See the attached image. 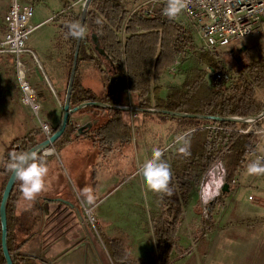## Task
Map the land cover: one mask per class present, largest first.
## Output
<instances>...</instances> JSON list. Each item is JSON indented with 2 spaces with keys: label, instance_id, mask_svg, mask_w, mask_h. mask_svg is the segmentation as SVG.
Listing matches in <instances>:
<instances>
[{
  "label": "crops",
  "instance_id": "crops-1",
  "mask_svg": "<svg viewBox=\"0 0 264 264\" xmlns=\"http://www.w3.org/2000/svg\"><path fill=\"white\" fill-rule=\"evenodd\" d=\"M80 1L81 0H19L21 6H33L34 16L31 20V24L36 27L34 32L42 30V27L46 24L51 26V28L47 29L49 44L42 46L43 43H32L34 39L32 41L28 39L21 55V59L30 69L28 80L31 87L36 92L38 102L40 103L41 108L39 116L42 121L50 124L55 131L61 123L62 115L67 106V89L69 81L67 76L68 58L71 51L68 40L64 36L63 30L59 27L61 24L60 18L67 14L69 15L70 13H76V7ZM124 1L126 3V9L130 11V9L141 0ZM66 3H69L67 9H65ZM8 9L9 1L0 0V39L5 35L4 17L7 14ZM63 11L68 13L57 17L59 20L56 18L55 22L53 21L51 24L49 23L52 18ZM91 11H95V9L90 7L89 12ZM89 16L90 15L88 14L86 20H89ZM85 24L87 35L82 39L81 45L86 49V57H94L97 58V60H79L78 57L77 70L74 79V83L77 84V91L74 93L73 84V91L69 100V109L72 110L80 104L86 103V101H79L87 96L94 98L89 102L102 103L104 100L115 99L118 100L120 104L111 106L139 108V101L142 100V97H140L139 93L131 92L128 88L123 90L119 87L118 79L112 74V69L115 70L113 64H110L111 61L109 62L105 60L94 50L91 40L95 34H93L90 29L91 24H87L86 21ZM177 24L189 30L193 38L194 46V42L197 41V36L191 31L187 22L183 20ZM137 30H140V27H137ZM141 32H143V30H141ZM86 37L88 39H86ZM120 37L123 40L126 37V34L122 33L120 34ZM49 38L51 39L49 40ZM197 45L201 48V44ZM190 51L191 50H189L187 54ZM179 60L176 61L175 65L179 64ZM96 62L101 69L104 70L103 73V70L100 71L98 69ZM172 68L162 75L161 78L151 81L149 87L150 93L144 98L149 99L152 104L155 102L154 88H159L160 93L158 97L161 99H166L171 93L172 88H178L176 86L166 87V79L170 78L168 76ZM11 70L15 82L11 81ZM39 73L42 77L39 76ZM211 73L212 71L209 69V74H206L205 77L206 85L210 90H212L210 85V81H212ZM186 78H183L180 82V86ZM92 82H95L97 86L96 88L93 86ZM163 91L167 93L166 97L160 96ZM102 104L110 105L108 103ZM98 108L101 110L93 109L86 111V108H84L72 114L69 118L65 133L52 147H50L53 149L54 153L52 155H44L42 153V156L46 158L50 169L46 180L47 186L55 189H71L72 197L68 199H52L57 197L47 196L44 193H41L36 201L30 205L29 202L23 199L21 194L19 196L16 205L17 211L29 213L34 209L39 218V223L35 228V232L25 246V253L38 258L40 264L44 263L43 261L49 262V260H53L57 264H80L82 258H86V255L91 253L90 250H86L85 219L82 216L77 215L74 211V190L80 194L83 188L90 187L93 190L94 195L98 194L99 191L102 192L101 184L99 182L104 179L101 178L102 173H108L109 171L106 167L108 166L107 164L109 161L111 162L110 165H112L114 159H116L115 156L119 154L122 147L127 146L133 148L135 146V143L133 144L134 140L129 127L138 128L140 125L142 128H149L150 124L154 126L157 120L162 123L177 122L176 120H164L161 117L162 114L113 110L102 107ZM141 114L144 116V119L140 118ZM97 116H103L104 118L107 117V122L105 121V124L96 128H123L121 132L123 133V136L120 137V140L110 143L111 149L109 151L103 150V147L107 146V142L103 140L105 137L103 135L104 132H102L103 130L91 129L84 134L76 136L77 129L81 125L96 119ZM128 119H130V126L128 124ZM38 124L36 116L21 102V90L16 77L13 53L0 49V179L2 176L1 169L5 155L13 152L14 149L12 150V147H15V141L22 140L30 134L39 135L41 130L38 127ZM190 125L193 126L192 128L208 129V126L213 124L206 123L200 126H195L192 124L177 122V124L171 125L170 128H186ZM86 138L90 140V143L88 141L86 142ZM187 141L188 140H186L184 145ZM226 153L227 152H225V154ZM135 158L137 160L132 163H134V171H137L139 169V164L138 158ZM114 171H116L115 166ZM108 175L114 179L117 174L110 172ZM237 176L240 181L238 189L231 191L223 198L225 201L224 205H227L228 207L227 221H233L236 223L252 219L263 221L264 175L249 176L245 169L240 176L238 171L235 178H237ZM105 179H108V177H105ZM251 193H254V197L259 200H249L248 196H251ZM246 196L248 197V200H246ZM244 198L245 200H243ZM83 203H85V200H83ZM218 203L219 202L216 203L214 211L219 205ZM44 256L46 258H42ZM92 259L95 264L93 255Z\"/></svg>",
  "mask_w": 264,
  "mask_h": 264
},
{
  "label": "trees",
  "instance_id": "trees-1",
  "mask_svg": "<svg viewBox=\"0 0 264 264\" xmlns=\"http://www.w3.org/2000/svg\"><path fill=\"white\" fill-rule=\"evenodd\" d=\"M65 7L67 9L69 3H66ZM91 7L95 11L89 12V20H86V23L91 24V31L98 37L101 47L112 62L115 68V70L112 69V74L118 79L119 87L123 90L128 88L131 92L139 93L140 97H142V100L139 101L140 109L155 107L172 112L222 118L256 117L264 111L263 55L253 61L240 60L239 65L235 67L236 82L223 92L214 93L210 90L205 82L206 72L201 71L193 77H187L179 88H172L166 99L159 98V88H154L155 102L152 104L149 99L144 98L150 93L151 81L161 78L175 65L177 60L187 55V52L193 46L191 33L177 23L129 16V10L126 9L124 0H93ZM60 19L61 24L59 27L63 30V34L68 40L71 49L67 73L69 79L77 39L67 36L65 25L71 21L80 22V15L70 13ZM137 27H140V30H137ZM122 33L126 34L123 40L120 37ZM85 52V47L81 45L79 60H97L94 57H86ZM202 60L213 71L215 65L214 57L210 54H204ZM96 65L100 71L103 70L97 62ZM257 90L263 91V98L258 95ZM76 91L77 84L74 83V93ZM93 99V97L87 96L79 102H89ZM102 103L110 105L120 104L115 99L104 100ZM93 109L101 110L98 107H88L86 111ZM161 117L167 121L176 120L180 123L183 122L195 126L212 123L232 130L247 126V124L234 122L179 118L167 115H161ZM96 118H99L100 122L92 130H103L102 132H104L103 135L105 136L103 140L107 142V146L103 147V150L109 151L111 149L110 143L120 140V137L123 136V133H121L123 128H96L105 124L107 117L97 116ZM192 133L195 135L181 148L186 149L187 154L180 150L174 156L172 160L173 170L178 173H189L192 170L196 172L200 171V168L207 171L221 160L225 167V183L230 186V191H232L234 189L233 180L241 168L240 162L255 136L242 135L234 131L221 132L220 130L205 128H195ZM45 139L42 132L39 135L30 134L22 140L15 141L16 151L5 155L0 179V206L6 184L12 173L11 169L7 167L11 162V156L29 151ZM225 152L227 153L225 154ZM38 156H42V154ZM20 194L19 182L16 181L6 208L8 251L13 264H40L38 258L25 253V246L32 238L39 223V218L34 209L28 213L18 212L14 208L17 205ZM228 194L221 192L219 197L206 206L207 221L213 224L212 214L214 207L217 202ZM160 203L164 210L159 218L160 226L158 225L153 233L156 237L157 258L155 264H171L170 255L174 250L181 257L187 254V252H182L178 249L176 245L178 229L181 225L182 208L178 202L165 196L163 198L160 197ZM1 238L2 226L0 217V264H7L2 250ZM102 239L113 264H146L137 262L129 255L123 239L106 238L104 236H102Z\"/></svg>",
  "mask_w": 264,
  "mask_h": 264
},
{
  "label": "rangeland",
  "instance_id": "rangeland-1",
  "mask_svg": "<svg viewBox=\"0 0 264 264\" xmlns=\"http://www.w3.org/2000/svg\"><path fill=\"white\" fill-rule=\"evenodd\" d=\"M84 2L85 0H81L78 3L76 14H81ZM57 19L59 20V18ZM49 28L51 26L46 24L42 30L36 32L34 30L30 34L29 40L34 39L32 43H43L42 46L48 45L47 29ZM196 39L191 51L181 57L179 64L171 69L168 76L170 78L166 79V87L176 86L179 88L183 78L193 77L199 71L209 74V68L202 60V56L208 52L201 50L197 45L201 42L198 37ZM217 54L220 57L219 63L224 67L232 68L236 73L235 67L239 65L240 60L253 61L259 56H264V34L257 33L232 41ZM210 55L212 56V54ZM214 63L215 67V60ZM10 77L11 81L15 82L12 70ZM92 83L96 88L95 82ZM257 92L263 98V91L257 90ZM166 95L165 91L160 94L164 97ZM36 118L39 123L40 116ZM140 118L144 119V116L141 114ZM96 119L99 120V118ZM173 122L162 123L157 120L156 124L154 126L150 124L149 128H142L140 125L138 128L129 127L135 146L133 148L122 147L119 154L115 156L117 160L114 159L112 165L109 161L106 166L109 170L108 173L117 174L114 179L108 173H102L101 178L104 179L99 182L102 192L93 194L94 199L91 203L74 190V211L85 219L86 250L91 251L86 255V258H82L80 264H94L92 255L95 264H113L102 236L123 239L129 255L137 262L156 263V237L153 233L156 227L160 226L159 218L164 210L160 203L161 196L146 189L138 174L139 169L134 171V163H132L137 160L135 158L137 157L139 168H141L143 163L151 158L154 148H159L164 152L163 158L170 165L173 173L170 186L173 188L174 194L169 198L178 202L182 208L176 245L178 249L187 252V254L181 257L174 250L170 255L171 264H264V220L252 219L238 223L227 221L228 207L221 199L212 214L213 224L210 223L207 221L208 213L205 211V205L202 204L199 193V188L209 170L200 169L196 172L192 170L189 173H178L173 170L174 156L179 153L186 140H190L195 135L192 133L195 130L192 128L193 126L170 128L171 125L177 124V122ZM261 125L264 126V122ZM178 137H184V139L178 140ZM87 141L90 143V140L86 138ZM13 149L15 147H12ZM218 163L222 164V174L225 176L224 163L222 161ZM114 166L116 171H114ZM43 193L47 196L57 197L52 199L72 197L71 189H55L47 186V190ZM250 195L248 197H251L252 200H259L254 197V193ZM248 197L246 196V200ZM87 209H91L93 225L88 220V214L85 211ZM43 262L41 264H57L53 260Z\"/></svg>",
  "mask_w": 264,
  "mask_h": 264
},
{
  "label": "built area",
  "instance_id": "built-area-1",
  "mask_svg": "<svg viewBox=\"0 0 264 264\" xmlns=\"http://www.w3.org/2000/svg\"><path fill=\"white\" fill-rule=\"evenodd\" d=\"M8 1L9 9L4 17L5 35L0 39V49L13 53L16 77L21 90V102L38 117L40 103L28 80L30 69L21 59L29 36L36 29L31 24L34 9L31 5L21 6L19 0ZM165 2L166 0H141L130 9L129 16L173 23L185 20L191 31L199 38L201 49L212 54L216 61V66L211 73V89L214 93H218L230 88L236 82L237 74L232 68L224 67L219 63L220 57L217 53L224 50L232 41L257 33L264 34V0H189L187 9L174 20L162 15ZM65 13L66 11L61 12L49 23ZM262 122H264V117L245 127L233 130L216 124L208 126L210 130L234 131L242 135L255 136L240 162L239 176L244 172L249 162L264 158V126L261 125ZM39 128L46 139L54 133L51 125L42 120L39 121ZM16 149L17 146L13 152ZM53 153L52 148L43 152L44 155ZM233 183L232 191H235L240 185L238 176L234 178ZM249 200L252 198L249 197ZM87 216L90 224L93 225V219L89 215Z\"/></svg>",
  "mask_w": 264,
  "mask_h": 264
},
{
  "label": "clouds",
  "instance_id": "clouds-1",
  "mask_svg": "<svg viewBox=\"0 0 264 264\" xmlns=\"http://www.w3.org/2000/svg\"><path fill=\"white\" fill-rule=\"evenodd\" d=\"M188 3L189 0H166L162 15L174 20L187 9ZM65 27L67 36L73 39H82L87 35L86 27L79 21L68 22ZM177 139L181 140L184 137ZM181 151L187 154L186 149H181ZM163 157L164 152L159 148H154L151 158L146 160L138 170L146 189L160 195L161 198L171 197L174 194L173 188L170 186L173 173ZM7 167L11 169L15 179L19 182L21 196L30 205L47 190L46 180L50 169L45 157L28 151L13 154ZM246 172L249 176L264 175V158L249 162L246 165ZM224 184L225 176L210 168L199 188L200 199L205 205V211L206 206L221 195ZM80 194L89 203L94 199L93 190L90 187L83 188Z\"/></svg>",
  "mask_w": 264,
  "mask_h": 264
},
{
  "label": "water",
  "instance_id": "water-1",
  "mask_svg": "<svg viewBox=\"0 0 264 264\" xmlns=\"http://www.w3.org/2000/svg\"><path fill=\"white\" fill-rule=\"evenodd\" d=\"M93 0H85L83 4V9L81 12V17H80V22L85 26V21L87 19V16L89 14V9L92 4ZM85 38V37H84ZM87 38V37H86ZM83 39V38H82ZM82 39H77V44L75 48V54L72 62V67H71V72L69 76V81H68V89H67V106L65 108V111L62 115V120L60 125L58 126L57 130L53 133V135L50 138L45 139L43 142H41L39 145L31 148L28 152H35L38 155L42 154L45 150H48L50 147H52L55 142L65 133L67 129V125L69 123V118L72 114L87 108V107H102L106 109H113V110H127V111H136V112H149L153 114H162V115H167L171 117H179V118H194V119H202V120H212V121H223V122H234V123H243V124H249L252 122L257 121L259 118L264 117V111L256 116V117H250V118H240V117H230V118H222V117H210V116H203V115H198V114H188V113H179V112H172L164 109H157V108H152V109H139V108H134V107H121V106H111L107 104H102L100 102H86L82 103L79 106L75 107L74 109L70 110L69 109V100L71 98V94L73 91V84H74V79H75V74L77 70V64H78V57H79V51H80V45ZM91 44L93 45L94 50L105 60L109 61V57L106 55L105 51L101 48L99 40L97 36L93 35ZM110 64H112L110 62ZM39 76L42 77L39 73ZM99 123L98 119H93L83 125H81L76 132V136H79L80 134H84L85 132L90 131L95 125ZM17 180L15 179V175L12 172L9 180L6 184L4 194L2 197L1 201V206H0V217H1V226H2V238H1V243H2V250L3 254L6 260L7 264H13L12 258L9 254L8 251V246H7V214H6V208H7V203L11 194V191L14 187V184ZM222 193H229L230 192V186L225 183L223 189L221 190Z\"/></svg>",
  "mask_w": 264,
  "mask_h": 264
},
{
  "label": "bare ground",
  "instance_id": "bare-ground-1",
  "mask_svg": "<svg viewBox=\"0 0 264 264\" xmlns=\"http://www.w3.org/2000/svg\"><path fill=\"white\" fill-rule=\"evenodd\" d=\"M214 170L217 171L218 173H221L222 174V172H223L222 164L218 163L217 166L214 168ZM90 210L91 209H87L86 211H87V214L90 216V218L93 219L92 218L93 215H92V213H91Z\"/></svg>",
  "mask_w": 264,
  "mask_h": 264
}]
</instances>
